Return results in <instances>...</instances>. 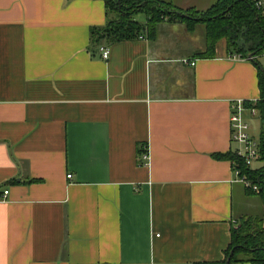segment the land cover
<instances>
[{
  "label": "crops",
  "instance_id": "1",
  "mask_svg": "<svg viewBox=\"0 0 264 264\" xmlns=\"http://www.w3.org/2000/svg\"><path fill=\"white\" fill-rule=\"evenodd\" d=\"M166 22L153 40L92 44L102 0H0V264L215 262L262 213L214 157L240 148L230 105L259 99L257 68L224 41L196 57L204 27Z\"/></svg>",
  "mask_w": 264,
  "mask_h": 264
},
{
  "label": "trees",
  "instance_id": "2",
  "mask_svg": "<svg viewBox=\"0 0 264 264\" xmlns=\"http://www.w3.org/2000/svg\"><path fill=\"white\" fill-rule=\"evenodd\" d=\"M102 1L105 4L107 23L102 28L90 30L92 44L102 40L109 43L129 41L143 33L147 39L153 40L159 23L178 20L188 32H193L199 24L204 27L205 48L196 57H213L217 43L224 41L231 55L247 59L257 68L259 99L255 103L244 102L246 108L257 111L260 121L257 168L245 166L235 153L216 154L214 157L231 161L241 174L257 184L259 193L252 194L259 197L262 213L256 217L242 218L231 226L229 244L221 260L195 264H225L227 258L229 264H264V69L256 60L264 54V0H216L205 11L192 8L180 10L159 0ZM258 3L263 5L258 6ZM137 14H143L144 23L134 19ZM250 54L252 57L248 59Z\"/></svg>",
  "mask_w": 264,
  "mask_h": 264
},
{
  "label": "built area",
  "instance_id": "3",
  "mask_svg": "<svg viewBox=\"0 0 264 264\" xmlns=\"http://www.w3.org/2000/svg\"><path fill=\"white\" fill-rule=\"evenodd\" d=\"M261 5L263 4L258 3V6ZM139 38L144 39L145 37L140 36ZM98 50L101 59L107 60L109 57L108 49L104 46H100ZM232 58L235 59L240 57L238 55H234L232 56ZM187 64L189 66H194V62ZM246 111L249 112L251 116L257 115V111L254 108L245 107L244 101L236 100L234 102H231L229 126L231 131V141L240 146V148L235 152L236 156L243 161L245 166L252 167L253 164L259 160V143L255 142V140L249 134V124L243 118V114ZM139 158L142 161V164H149V154L147 151V147L143 148V152ZM234 175L235 181L242 184L247 190L254 194L259 193L257 184L252 182L246 175L244 176L243 174H241L239 169L236 167H234ZM67 179H71V175H67ZM4 194H7V191H5Z\"/></svg>",
  "mask_w": 264,
  "mask_h": 264
},
{
  "label": "rangeland",
  "instance_id": "4",
  "mask_svg": "<svg viewBox=\"0 0 264 264\" xmlns=\"http://www.w3.org/2000/svg\"><path fill=\"white\" fill-rule=\"evenodd\" d=\"M216 1V0H215ZM135 20L136 21H139V22H142L144 20V16L142 14H137L135 16ZM172 22H180L178 20H167L166 23H172ZM181 24H183L182 22H180ZM184 28L186 29L185 25L183 24ZM202 28H203V25L199 24L195 27L196 29V35L199 34V32H202ZM194 29V30H195ZM204 43V42H203ZM220 46V45H219ZM259 58V57H257ZM260 60H258V62H261L262 65H264V57H260L259 58ZM250 118V117H249ZM250 123H251V130H250V135L253 137V139L255 140V142H258L259 140V134H260V121L257 117L255 118H250ZM255 164V163H254ZM253 164V165H254ZM257 165H255V168ZM259 200V199H258Z\"/></svg>",
  "mask_w": 264,
  "mask_h": 264
},
{
  "label": "water",
  "instance_id": "5",
  "mask_svg": "<svg viewBox=\"0 0 264 264\" xmlns=\"http://www.w3.org/2000/svg\"><path fill=\"white\" fill-rule=\"evenodd\" d=\"M182 17H186V16H185V15H182ZM251 57H252V54H250V55L248 56V59H251ZM231 253H232V252H231ZM225 264H229V258H227Z\"/></svg>",
  "mask_w": 264,
  "mask_h": 264
}]
</instances>
